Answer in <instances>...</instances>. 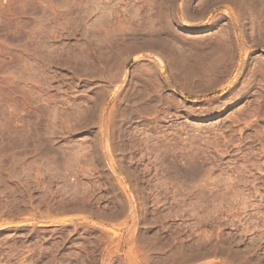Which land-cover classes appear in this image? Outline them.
<instances>
[{"label": "rangeland", "instance_id": "rangeland-1", "mask_svg": "<svg viewBox=\"0 0 264 264\" xmlns=\"http://www.w3.org/2000/svg\"><path fill=\"white\" fill-rule=\"evenodd\" d=\"M235 1L0 0V264H264V0Z\"/></svg>", "mask_w": 264, "mask_h": 264}, {"label": "bare ground", "instance_id": "bare-ground-1", "mask_svg": "<svg viewBox=\"0 0 264 264\" xmlns=\"http://www.w3.org/2000/svg\"><path fill=\"white\" fill-rule=\"evenodd\" d=\"M232 1V0H231ZM237 1V0H236ZM235 1V2H236ZM245 1V0H244ZM234 3V2H233ZM242 3V2H241ZM249 4V3H248ZM236 6V5H235ZM237 6L240 8V9H243L242 8V4H240V3H237ZM244 6V5H243ZM231 24L233 25V22H235V21H237L238 20V16L237 15H234V16H232V18H231ZM161 70H163V68H161Z\"/></svg>", "mask_w": 264, "mask_h": 264}]
</instances>
